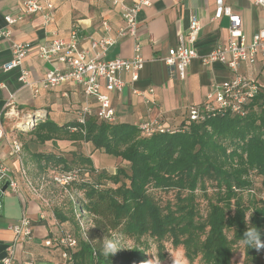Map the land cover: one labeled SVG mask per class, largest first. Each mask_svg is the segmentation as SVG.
Segmentation results:
<instances>
[{
    "label": "trees",
    "instance_id": "16d2710c",
    "mask_svg": "<svg viewBox=\"0 0 264 264\" xmlns=\"http://www.w3.org/2000/svg\"><path fill=\"white\" fill-rule=\"evenodd\" d=\"M169 128L147 137L138 125L100 121L95 115L84 125L77 118L64 127L50 120L35 126L40 143H92L128 163L110 171L78 152L34 154L43 176L78 174L65 186L47 181L65 195L55 215L78 242L71 250L73 264H150L151 244L164 262L166 242L183 246L190 262L233 264L244 246L243 264H264V249L239 243L249 226L264 239V93L246 104L244 115L187 117ZM113 236L121 250L105 257L100 241ZM48 247L60 249L62 257L61 245Z\"/></svg>",
    "mask_w": 264,
    "mask_h": 264
},
{
    "label": "crops",
    "instance_id": "0c3cea01",
    "mask_svg": "<svg viewBox=\"0 0 264 264\" xmlns=\"http://www.w3.org/2000/svg\"><path fill=\"white\" fill-rule=\"evenodd\" d=\"M50 1L54 5L53 20L45 24L41 15H24L14 26L12 39L18 42H31L33 48L24 61V68L31 75L32 86L20 82L21 68L5 71L3 66L12 60L11 42L0 40V113L9 103L15 105L21 118L4 119L6 137L0 141V160L7 162L14 170L21 190L14 194L7 192L0 212V264L6 248L13 239L11 227L27 214L33 222V241L20 243L16 249L19 263L33 259L36 264H67L57 248H49L45 241L56 238L64 232V225L55 215V206L42 191L47 202L34 194L20 175L19 163L10 157V142L14 139L23 144L22 162L28 176L38 185L42 175V165L34 158L35 153L64 154L82 153L90 157L98 169H108L113 160L92 143L59 140L40 143L36 140L35 126L50 120L60 127L77 122L78 112L86 99L83 90L75 84H64L52 90L42 89L35 95L34 88L45 75L58 66L57 61L46 62L38 56V47L50 43L55 38L69 40L71 32L78 30L80 48L90 49L91 43L104 36L117 38L123 26L120 7L109 0H38ZM136 0H128L132 4ZM22 0H0V29L5 27L4 17L18 16ZM227 6L239 14L243 20V31L251 42L253 36L264 29V8L252 0H224ZM217 12V0H156L138 15V36L145 59L144 69L139 79L132 81L129 73L120 77L125 82L122 91L110 94L115 110L116 123L139 125L159 119L165 127L180 126L186 119L188 108L200 105L212 84L230 80V70L220 62L205 65L202 58L218 45L226 44L229 38L230 21L227 17L212 20ZM200 18L203 29L194 45L198 57L192 60L187 78L180 80L166 65L169 50L179 44V35L187 33L192 16ZM107 21L111 31L107 33L103 22ZM134 39L117 40L109 49L105 59H129L134 55ZM99 51V50H98ZM242 72L253 80L264 84L261 61L254 65L243 64ZM153 91V92H152ZM38 113L41 119L29 129L19 130L18 123L24 116ZM109 170V169H108ZM114 171V170H110Z\"/></svg>",
    "mask_w": 264,
    "mask_h": 264
},
{
    "label": "built area",
    "instance_id": "2783aa9c",
    "mask_svg": "<svg viewBox=\"0 0 264 264\" xmlns=\"http://www.w3.org/2000/svg\"><path fill=\"white\" fill-rule=\"evenodd\" d=\"M113 5L120 7L123 26L117 32V38L104 36L91 43L90 49H81L78 30L71 32L69 40L55 38L50 43L38 47V56L46 62L57 61L64 65V68L55 66L39 82V86L34 88L37 95L41 88L52 90L64 84H75L83 90L86 103L78 112V122L86 124L93 115L100 121L109 123L116 122L115 110L112 107V93L122 91L125 82L120 75L129 73L132 81L139 79L140 72L144 69L145 59L142 54V45L138 36V15L150 7L156 0H136L129 4L128 0H109ZM257 6L264 8V0H252ZM54 5L48 1L45 4L38 0H22L18 8V16L7 15L4 17L5 27L0 29V40L11 42L12 60L3 66L5 71L21 68L20 82L26 86H32L31 75L24 68V61L33 48L31 42H18L12 39L14 26L24 15H41L46 25L53 20ZM227 17L230 21L229 38L226 44L218 45L212 52L202 58L205 65L220 62L231 72L230 80L212 84L205 101L200 105L190 106L187 117L190 121H205L223 113L244 115L246 104L253 100L260 92L264 93V84L259 83L245 75L241 68L243 64L254 65L258 59L261 61L264 72V29L256 33L251 42H248L243 31V20L235 13L224 0H217V12L212 20ZM103 27L107 33L111 27L107 21L103 22ZM203 29L200 18L192 16L187 33L179 35V44L176 48L169 50L165 58L166 65L180 79L187 78L188 69L192 60L198 57L194 48L199 35ZM133 38L134 55L129 59L106 60L105 56L109 49L117 40ZM99 50V51H98ZM153 92V91H152ZM21 113L14 104L9 103L6 110L0 113V141L6 137L3 121L4 119H20ZM24 122L18 123L24 129H29L36 124L41 115L35 113L23 117ZM144 136L150 137L155 133L171 132L169 127L162 125L159 119L150 122H142L138 125ZM75 130V129H74ZM11 158L15 159L20 167V175L27 187L43 202H47L42 196V189L45 183L52 180L65 186L77 179L76 172H69L63 175H44L40 178L38 185L29 178L25 168L23 157V144L19 140L10 142ZM14 170L5 161L0 160V212L3 208V198L7 192L17 194L21 190L20 183L14 175ZM8 187L3 191L4 186ZM72 197V196H71ZM73 198V197H72ZM13 239L6 248L2 264H36L33 259L19 263L16 258V249L20 243L33 241L32 219L24 214L19 221L11 227ZM61 245L64 248L62 259L67 264H73L71 250L77 246V240L69 233L63 232L56 238L45 241L46 246Z\"/></svg>",
    "mask_w": 264,
    "mask_h": 264
},
{
    "label": "rangeland",
    "instance_id": "374dc122",
    "mask_svg": "<svg viewBox=\"0 0 264 264\" xmlns=\"http://www.w3.org/2000/svg\"><path fill=\"white\" fill-rule=\"evenodd\" d=\"M16 128L19 130H25L21 125H16ZM110 160H113V162L111 163V166L107 165L106 168H108L109 170H116L119 167H127L128 163H126L125 161H122L121 159H117L114 158L112 156H109ZM257 180V186H261V180L259 178L256 179ZM50 183L47 182L44 184L43 186V193L47 196L48 198L51 200L52 204L54 205H58L61 204L62 202L65 201V195L58 190L56 187L53 186H49ZM264 192V191H263ZM172 195H169V197H171ZM204 197L201 196L200 199V204H202L201 202H203L204 206H205V201ZM116 238V236H113ZM128 245H131V242H127ZM164 252L166 255V260L164 262H159L158 260V248L157 246H155L154 244H151V248L149 249V251L147 252L148 255L150 256V264H201L202 262L198 259H196L193 262H190L189 259H186L185 257V252H184V247L180 246L179 248H174L172 246V244L170 242H166L164 244ZM244 246H241V249H238L237 253L233 256V264H243L244 262V251H243Z\"/></svg>",
    "mask_w": 264,
    "mask_h": 264
},
{
    "label": "clouds",
    "instance_id": "9594fccd",
    "mask_svg": "<svg viewBox=\"0 0 264 264\" xmlns=\"http://www.w3.org/2000/svg\"><path fill=\"white\" fill-rule=\"evenodd\" d=\"M243 245L260 251L264 249V239L260 230H257L255 226H249L247 231L243 234V239L239 242ZM120 249V244L116 238H103L99 244V251L105 257L115 255ZM175 264V262H174Z\"/></svg>",
    "mask_w": 264,
    "mask_h": 264
},
{
    "label": "water",
    "instance_id": "95a60500",
    "mask_svg": "<svg viewBox=\"0 0 264 264\" xmlns=\"http://www.w3.org/2000/svg\"><path fill=\"white\" fill-rule=\"evenodd\" d=\"M7 187H8V184H6V185L4 186L3 191H5V190L7 189Z\"/></svg>",
    "mask_w": 264,
    "mask_h": 264
}]
</instances>
